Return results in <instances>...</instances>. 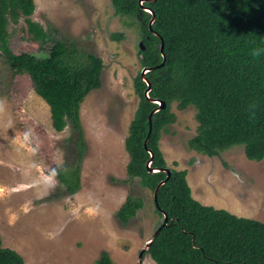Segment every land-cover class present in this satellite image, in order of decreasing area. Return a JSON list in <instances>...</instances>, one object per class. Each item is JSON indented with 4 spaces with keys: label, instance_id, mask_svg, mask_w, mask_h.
I'll use <instances>...</instances> for the list:
<instances>
[{
    "label": "rangeland",
    "instance_id": "obj_1",
    "mask_svg": "<svg viewBox=\"0 0 264 264\" xmlns=\"http://www.w3.org/2000/svg\"><path fill=\"white\" fill-rule=\"evenodd\" d=\"M32 18L55 39L103 59L101 86L81 106L84 156L81 187L69 194L58 173H72L79 134L52 126L49 105L35 92L28 74L9 71L0 53V234L3 246L17 250L26 264H93L108 252L116 264H158L152 251H140L162 218L153 192L127 175L125 139L140 97L135 78L141 69V34L117 15L111 0H35ZM14 52L45 56L22 19L10 24ZM123 32L124 39L112 38ZM162 132L160 146L169 168L186 169L195 199L238 216L264 222V159L250 160L235 145L215 156L188 146L196 135V109H179ZM176 163V164H175ZM70 171V172H69ZM144 207L123 226L115 213L129 195Z\"/></svg>",
    "mask_w": 264,
    "mask_h": 264
},
{
    "label": "trees",
    "instance_id": "obj_2",
    "mask_svg": "<svg viewBox=\"0 0 264 264\" xmlns=\"http://www.w3.org/2000/svg\"><path fill=\"white\" fill-rule=\"evenodd\" d=\"M117 15L136 24L145 49L139 50L146 73L149 96L166 102L153 115L148 148L150 112L158 107L146 96L148 84L142 71L135 78L140 102L129 125L125 148L129 154L127 175L140 178L154 192L167 173L150 172L169 168L160 146L163 130L176 120L172 104L196 109L197 133L188 140L190 149L208 156L242 145L250 160L264 159V0H111ZM153 29L149 23L152 13ZM35 0H0V53L9 71L28 74L35 92L49 105L53 128L68 125L79 134L77 164L72 173L59 171L58 179L69 194L81 187V162L85 142L81 106L92 90L101 86L103 59L76 45L55 39L53 33L32 16ZM26 24L40 45L50 44L45 56L16 53L10 44V24ZM123 32L112 38L124 39ZM258 52L257 55H253ZM176 164V163H175ZM171 169V177L159 189L156 210L168 224L161 227L150 248L158 264H264V222L238 216L226 209L202 204L192 195L186 169ZM155 203V201H154ZM144 199L129 194L115 213L123 226L144 207ZM155 230V231H156ZM145 252V253H146ZM144 253V255H145ZM0 264H26L15 249L3 246L0 234ZM93 264H116L108 252Z\"/></svg>",
    "mask_w": 264,
    "mask_h": 264
},
{
    "label": "water",
    "instance_id": "obj_3",
    "mask_svg": "<svg viewBox=\"0 0 264 264\" xmlns=\"http://www.w3.org/2000/svg\"><path fill=\"white\" fill-rule=\"evenodd\" d=\"M151 1H156V0H151ZM146 10H147L148 12L152 13V15H153V16H152V19L150 20V23H149L150 29L153 31L154 34L158 35V33L153 29V23H154V21H155V19H156V14H155V12H154L151 8H146ZM161 41H162V43H161V51H162V56H163V61H162V63L159 64V65L156 66V67H153V68H146V67H145V68L142 69V72H141V73H142V78H143V80L146 81L147 84H148V87H147V89H146V91H145L146 96H147L148 99H150L152 102H155V103L158 104V107L154 108V109L150 112L149 117H148L149 131H148V135H147V137H146V139H145V141H144V145H145L146 148H148V142H149L150 134H151L152 129H153V115H154L157 111H160V110L166 108V102H165V101H163V100H159V99H152V98H150V96H149V91L151 90V85H150V83L148 82L147 77H146V73H147L148 71H150V70H152V69H154V68L162 67V66L165 65V62H166V54H165V52H164V45H165V43H164V39H163L162 37H161ZM140 48H141L142 50L145 49L144 43H143L142 41L140 42ZM148 151H149L150 156H151L150 159H149V161H148V163H147V166H148V168H149V171H150V172H158V171L163 170V171H165V172L167 173L166 178H165L164 180H162V181L159 183V185L157 186V188H156V190H155V192H154V201H155V204L158 205V193H159V189H160V187H161L165 182H167V181L170 179V177H171V169H170V168H164V169H161V168H152V167H151V162H152V160H153V156H154V154H153L152 150L148 149ZM166 224H168V216H167V214H164V222H163V225H162V226H164V225H166ZM162 226H161V227H162ZM161 227H159V228L154 232L153 236L148 240V242L146 243L145 247L140 251V254H139L140 262H141L142 259H143V255H144V253H145V252L150 248V246L152 245V243H153L154 239L156 238V236L158 235V233H159ZM140 264H142V263H140Z\"/></svg>",
    "mask_w": 264,
    "mask_h": 264
},
{
    "label": "clouds",
    "instance_id": "obj_4",
    "mask_svg": "<svg viewBox=\"0 0 264 264\" xmlns=\"http://www.w3.org/2000/svg\"><path fill=\"white\" fill-rule=\"evenodd\" d=\"M257 54H258V52H254V53H253V55H257Z\"/></svg>",
    "mask_w": 264,
    "mask_h": 264
}]
</instances>
